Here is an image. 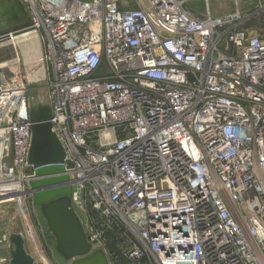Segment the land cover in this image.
Segmentation results:
<instances>
[{
    "label": "built area",
    "instance_id": "built-area-1",
    "mask_svg": "<svg viewBox=\"0 0 264 264\" xmlns=\"http://www.w3.org/2000/svg\"><path fill=\"white\" fill-rule=\"evenodd\" d=\"M21 1L93 249L109 264H264V34L186 0ZM0 45V202L22 206L34 122L13 34Z\"/></svg>",
    "mask_w": 264,
    "mask_h": 264
},
{
    "label": "water",
    "instance_id": "water-1",
    "mask_svg": "<svg viewBox=\"0 0 264 264\" xmlns=\"http://www.w3.org/2000/svg\"><path fill=\"white\" fill-rule=\"evenodd\" d=\"M9 34H13L20 47L27 82L45 81L40 37L32 27V20L21 0H0V38ZM22 37L27 40L23 42ZM37 45L41 49L40 55L32 57ZM35 111L36 108L31 110L34 124L29 155L35 174L29 194L33 196L35 204L41 206L48 227L55 237L57 252L69 264H109L102 249H93L82 220L73 207V188L66 173L65 152L49 121L51 110L47 109L45 116L37 115ZM13 204L14 200L0 202V230L3 231L1 218L11 220L9 229L1 233L0 264H37L36 257L28 249L25 234L14 219L17 209L11 206ZM4 211L6 213L2 215Z\"/></svg>",
    "mask_w": 264,
    "mask_h": 264
},
{
    "label": "rangeland",
    "instance_id": "rangeland-1",
    "mask_svg": "<svg viewBox=\"0 0 264 264\" xmlns=\"http://www.w3.org/2000/svg\"><path fill=\"white\" fill-rule=\"evenodd\" d=\"M189 2H199L202 8H197L199 14L209 12L214 16L223 17L238 12L244 20V28L251 32L264 34V4H261L258 0H209L207 2L204 0H186V5ZM37 46L35 47L34 53H32V57L40 55L41 49L40 46ZM17 48L21 54L20 47L17 46ZM12 49L13 47L11 45H0V63L11 56L9 53ZM44 82H27L31 110H35L36 108L39 112L35 111V113L40 116H45L47 109L50 110L48 92L44 86ZM11 206H15L17 209L14 219L25 234L28 249L36 257L37 264H69V261L61 257L57 252L55 237L48 227L41 206L35 204L33 196H26L22 200V206L17 202ZM5 213L6 211L2 215ZM1 221L3 231L0 230V238L1 233L8 230L11 223V220L7 219V217L1 218Z\"/></svg>",
    "mask_w": 264,
    "mask_h": 264
},
{
    "label": "crops",
    "instance_id": "crops-1",
    "mask_svg": "<svg viewBox=\"0 0 264 264\" xmlns=\"http://www.w3.org/2000/svg\"><path fill=\"white\" fill-rule=\"evenodd\" d=\"M200 6H201V5H199V2H195V3L189 2V3L187 4V9H188L189 11L193 12V13H197V14H199L197 8L202 9ZM46 90H47V89H46ZM28 93H29V91H28Z\"/></svg>",
    "mask_w": 264,
    "mask_h": 264
},
{
    "label": "bare ground",
    "instance_id": "bare-ground-1",
    "mask_svg": "<svg viewBox=\"0 0 264 264\" xmlns=\"http://www.w3.org/2000/svg\"><path fill=\"white\" fill-rule=\"evenodd\" d=\"M25 39H26V38H24V37L21 38V40H22L23 42H24ZM25 41H26V40H25Z\"/></svg>",
    "mask_w": 264,
    "mask_h": 264
}]
</instances>
